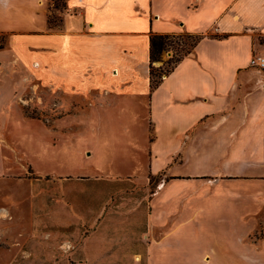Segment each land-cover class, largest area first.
I'll list each match as a JSON object with an SVG mask.
<instances>
[{"label": "rangeland", "instance_id": "374dc122", "mask_svg": "<svg viewBox=\"0 0 264 264\" xmlns=\"http://www.w3.org/2000/svg\"><path fill=\"white\" fill-rule=\"evenodd\" d=\"M67 1L0 12V84L15 89L0 108V264H264L245 241L256 225L227 217L221 196L178 199L176 218H156L149 96L113 113L42 84V37L25 36L59 29ZM171 42L154 63L163 72L189 43Z\"/></svg>", "mask_w": 264, "mask_h": 264}, {"label": "crops", "instance_id": "0c3cea01", "mask_svg": "<svg viewBox=\"0 0 264 264\" xmlns=\"http://www.w3.org/2000/svg\"><path fill=\"white\" fill-rule=\"evenodd\" d=\"M11 2L0 0V12ZM32 3L16 0L13 8ZM66 7L59 29L25 36L42 37V84L113 113L149 96L150 171L161 175L156 218H172L178 199L221 196L232 205L227 217L256 225L245 241L264 257V69L249 66L264 36V0H68ZM186 33L203 38L150 93V34ZM14 90L0 84V108L13 106Z\"/></svg>", "mask_w": 264, "mask_h": 264}, {"label": "trees", "instance_id": "16d2710c", "mask_svg": "<svg viewBox=\"0 0 264 264\" xmlns=\"http://www.w3.org/2000/svg\"><path fill=\"white\" fill-rule=\"evenodd\" d=\"M211 37H221L218 34H210ZM185 38L189 41L188 48H186L183 51V54L178 57L174 62L173 66L164 71L161 70L159 67H155L154 63L159 61V56L161 53L165 50H167V47L171 45V41L174 39H180ZM203 38L202 35L199 34H181V35H175V34H150L149 36V76H150V90L154 91L157 89L160 84L163 81V76L169 75L174 68L181 62V60L190 54L193 49L197 46V44L201 41ZM3 47L0 46V50Z\"/></svg>", "mask_w": 264, "mask_h": 264}, {"label": "built area", "instance_id": "2783aa9c", "mask_svg": "<svg viewBox=\"0 0 264 264\" xmlns=\"http://www.w3.org/2000/svg\"><path fill=\"white\" fill-rule=\"evenodd\" d=\"M249 66L259 69V70H263L264 69V56L253 54L249 60Z\"/></svg>", "mask_w": 264, "mask_h": 264}, {"label": "bare ground", "instance_id": "6f19581e", "mask_svg": "<svg viewBox=\"0 0 264 264\" xmlns=\"http://www.w3.org/2000/svg\"><path fill=\"white\" fill-rule=\"evenodd\" d=\"M136 259H138V257H136Z\"/></svg>", "mask_w": 264, "mask_h": 264}]
</instances>
